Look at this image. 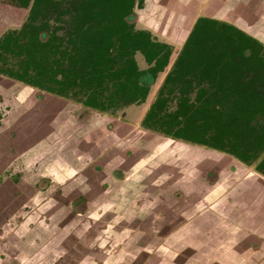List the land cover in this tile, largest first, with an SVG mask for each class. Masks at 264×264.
Returning <instances> with one entry per match:
<instances>
[{"label": "crops", "instance_id": "obj_1", "mask_svg": "<svg viewBox=\"0 0 264 264\" xmlns=\"http://www.w3.org/2000/svg\"><path fill=\"white\" fill-rule=\"evenodd\" d=\"M256 8L263 9L258 13ZM201 14L232 17L235 23L264 28V0H148L139 10V23L159 28L170 25L163 31L170 37L177 35L188 18ZM70 105L69 110L59 106L58 111H51L58 116L68 113L66 125L74 131L63 140L68 130H55L57 141L50 137L48 146L52 152L56 148V154L61 152L60 156L52 153L55 157L48 164L40 160L55 184L47 192L33 186V192L37 196L58 192L62 187L61 193L79 197L73 200L67 195L65 202L50 197L43 204V208L52 210L49 218H43L47 210L41 211L40 219L33 214L24 221L19 215L20 224L39 226L40 233L32 239L19 229L18 237L11 239V243L28 242L39 250L29 254L25 247L24 253L15 252L11 256L17 264H23L28 256L44 257L40 264H264V176L230 154L155 134L143 137L137 132L139 122ZM120 130L129 134L125 143L118 134ZM106 138L113 142L111 148H106ZM2 144L5 147L4 141ZM69 145L77 147L69 150L68 159L63 149ZM19 146L15 152L10 145L3 148L1 154L9 156L8 166L21 158L25 163L31 155ZM38 147L40 144L33 143V153L41 157ZM123 169L124 178L117 173ZM20 181L18 184L23 185ZM10 182L17 184L11 177ZM2 191L13 192L14 187ZM140 193L145 198L143 203H139ZM89 200L99 203L106 225L130 224L131 228L102 235L98 227L94 228V218L74 212ZM140 209L146 213L141 215ZM150 210L161 217L157 228L150 227ZM170 210L173 216H169ZM155 241L161 243L153 248ZM103 248L105 255L99 260L102 255L98 250ZM90 254L95 259L89 260Z\"/></svg>", "mask_w": 264, "mask_h": 264}, {"label": "trees", "instance_id": "obj_2", "mask_svg": "<svg viewBox=\"0 0 264 264\" xmlns=\"http://www.w3.org/2000/svg\"><path fill=\"white\" fill-rule=\"evenodd\" d=\"M5 1L20 7L30 2ZM134 4L34 0L22 28L1 39L2 70L50 91L83 95L87 105L101 111L141 102L149 87L140 80L136 53L155 63V74L167 66L171 48L154 41L149 32L133 29L129 19ZM52 20L66 25L65 33ZM215 25L208 19L197 25L146 120L173 138L256 164L264 175V59L252 37L236 27L220 31ZM192 82L197 83V102L185 95ZM171 95L178 100L175 111L168 110Z\"/></svg>", "mask_w": 264, "mask_h": 264}, {"label": "flooded vegetation", "instance_id": "obj_3", "mask_svg": "<svg viewBox=\"0 0 264 264\" xmlns=\"http://www.w3.org/2000/svg\"><path fill=\"white\" fill-rule=\"evenodd\" d=\"M3 3H6L8 5L11 6H15L18 7L19 9L23 10L24 12H27L26 17L24 16L23 20L19 23L16 24L15 26H8L5 30H2V32L0 33V42L1 39L3 38V36L8 33L11 30H19L22 28L23 24L27 21L29 15H30V11L31 8L33 6L34 0H30L29 4L27 7H20L17 5H12L7 3L5 0H0ZM148 0H135V4L132 8L133 13L130 17L135 16L136 20L132 23L133 29L135 31H147L151 34V37L154 41H159L161 43L167 44L170 48H171V53L169 56V62H171V60H173V65L175 63V61L177 60L178 56L180 55V53L182 52L188 38L190 37V35L193 33V31L195 30V28L197 27V25L201 22L202 19H208V20H212V21H216L217 25H215V28H217L218 30L222 31L223 29H225L224 26H231V27H236L238 30L242 31L243 33H245L246 35L250 36L253 38L254 43L256 44V47H259V52L262 55L263 59H264V28L262 26H259L258 24H254V25H250L249 23H244V24H240V23H235V21H232V17H230L229 19H221L218 17H213V16H209V15H205V14H201L199 16H192L190 18H188L186 20V24L185 26L178 31L177 35L180 36V48L179 50L174 53V43L167 41L165 39H161V38H156V36L154 35L155 30L157 29V31L159 30L162 31L161 33H164L163 31H165L164 28L169 27L167 26H160L157 27L156 25L152 24V23H148L147 25H145V23L142 21V23H139V10L143 9L146 4H147ZM173 2V1H172ZM168 4H170V2H168ZM212 4V3H211ZM251 5L253 3H250ZM250 5V6H251ZM247 9V8H246ZM257 9V8H256ZM263 8H258L257 12L260 13V10L262 11ZM158 19V18H157ZM163 20H166V17L163 16L162 18ZM156 26V27H155ZM175 26V25H173ZM227 28V27H226ZM231 30H228L227 32H230ZM179 42V41H177ZM1 44V43H0ZM1 52V49H0ZM6 56V55H5ZM139 68L143 71V74L140 78L141 82L144 85H147L149 87V91L148 94L146 96V98L141 101V102H133V103H129L126 105H123V107H125V113L126 115L124 116L123 121H131V119H129L128 117H130L131 115H133L135 117V115H137V110H139V108L141 106H143L148 99L150 98V102L147 104L146 109L143 110V113L141 115V117H139V125H140V129H139V133L141 132H148L151 134H155L158 136H164V137H168V138H172V139H176V140H182L185 141L183 139H179V138H173L168 134H165L164 132L160 131V130H156L153 127L155 126L154 121H147V114L150 111V107L151 105L155 102L159 90L161 89L162 85L164 84V81L169 73V71L172 69L170 68L169 71L166 73V75H164L162 77L163 72L165 71V67L163 71L157 72L155 74H153L151 72L152 67L155 65V63H150L146 60L145 56L141 53V52H137L135 55ZM141 59L143 62V66H141ZM9 61V59L7 60ZM168 62V64H169ZM167 64V65H168ZM5 68V60H4V56H0V76L4 79V80H9V81H13L14 83H18V82H23L25 85V88H19L17 90L13 89V93H9V92H4L3 89H0V144L2 143V141H4L5 143V147L4 148H8V145L11 146V150L14 152L15 148L17 149L20 144L21 146H19V149H26L27 151L31 152V155L28 157V159L26 160V162L24 163V166L22 168H19V170L17 171L20 178L16 181L17 184L15 183L14 185L10 182V176H6L5 178L0 179V192H4L2 191L3 189L6 190L7 188L9 189L10 187H14V191L18 194L14 195V197H12L13 199L11 200V197H7L6 199L0 201V264H13L16 263L15 262V257L11 256L12 254H14L15 252H20V253H24V251L22 250L23 248L26 247V252L29 254H35V252H39L38 247L36 249V251L34 250V247H31L30 243H25L22 241H19L17 244L16 243H11V239L13 238H17L18 237V230L20 229L22 234H27L30 232V235H28L27 237H31L32 239H35V236H37L40 232L39 229L40 227L33 225V226H29V224L27 225H23L20 224L21 221H19V215L21 214V218L26 221L28 219H30V216H25V212L28 211L27 209L29 208H37L36 212L34 214H37V218L40 219V217L42 216L41 211L42 210H47V213H45V211H43L45 213L44 215V219L45 218H49L50 215H52V210H50L49 208L45 209L43 208V204H47L48 200H42V196L39 194L36 196V194L33 192V186L36 188H41L43 190H47L49 188V186L53 184H55L52 180L51 177L49 175H46L45 173L47 172L43 166L41 167L40 164V160L44 159L45 161H47V164L50 162V158L52 157V148L50 146H48L50 144V137L54 140L57 141V136H54L56 134H54L55 130H51L49 133H47V131H45L46 129L44 128L46 125V122H43L41 120L42 113H41V105L39 104L38 109H35V115L32 116V118L28 121H25L22 117H20L18 114V112H20V108L22 109H28V108H36V105H27L28 101H32L33 99H38V103L39 102H49L50 99H54L55 102H59L60 107H63V110H69V107L72 105H79L81 107H85L88 108L89 110L93 111V112H97V113H101V114H106L108 116H112L113 111L115 112L116 109H118L119 107H117L114 110H109V111H101L98 110L96 108H93L89 105H87L84 100L85 97L83 95H74V93L72 91H68L67 94H60L56 91H50L46 88H42L39 87L37 85H33V84H29L26 83L25 81L19 80L15 77L10 76L9 74H7L6 72H4L2 69ZM187 77V76H185ZM194 86L197 87V83L196 82H192V88L190 90H188L185 95H187V97H189L191 100L190 101H196L197 102V96H198V87L196 88V91L194 92ZM2 87V86H1ZM154 87L156 88L154 91ZM192 92L194 93V96L192 94ZM4 97V99H3ZM45 97V98H44ZM172 99H170L168 101V110L170 111H175L178 108V100H176V107H174L173 109H171L170 107V103L171 101L177 97L172 96ZM57 103L53 104V107H51L52 105H50V109L52 111H58V105ZM25 104V106H23ZM55 105V107H54ZM122 106V105H121ZM47 108V107H46ZM127 108L129 110H127ZM18 110V111H16ZM17 113H14V112ZM57 115V113H55V116ZM58 116V115H57ZM116 117V116H115ZM56 120H52V123H54ZM55 124V123H54ZM51 125V123H50ZM187 142V141H186ZM33 143H37L38 145L40 144V147H38V154H41V157L36 156L33 153V148L32 145ZM191 143V142H189ZM15 144H17V146H15ZM41 144H43L41 146ZM195 144V143H192ZM10 151V150H9ZM48 154L50 155H47ZM0 157H3L4 160L7 161V158L9 157L6 154H1L0 153ZM49 157V158H47ZM237 159V158H236ZM43 160V162H44ZM240 161V160H239ZM42 162V165H43ZM243 163V162H242ZM46 164V165H47ZM247 165V164H246ZM248 166H254V170L256 171V164H252V165H248ZM5 168L2 166L1 170H0V175L3 174L2 172L5 171ZM121 171L124 172V170H119L117 173H120ZM257 173H259L260 175L264 176L263 174H261L260 172L256 171ZM46 175V176H45ZM121 175V174H119ZM118 175V176H119ZM23 180V185L18 184V182ZM20 181V182H21ZM16 189H19L18 191H15ZM26 192H28L29 194H27ZM6 193H10V191H6ZM55 196H59V195H55ZM63 193L60 194L59 198H63ZM36 197V198H35ZM35 198V200H34ZM54 200V199H53ZM57 201V200H56ZM78 201V200H77ZM58 202V201H57ZM43 208V209H42ZM39 209V210H38ZM53 209V207L51 208ZM104 212L101 214V217L97 220L96 222V226L99 228L100 232L102 233V235L104 233H107V231L109 230L107 228V226H110V232L114 233L116 231H118L120 228H131V226H129L130 224H127L124 226V224H115V225H106L105 221L106 217L103 215ZM37 220V219H36ZM38 222V221H37ZM12 224H17L18 226L14 229L12 228V232H11V225ZM20 224V225H19ZM37 227V228H36ZM36 228V229H35ZM97 228V229H98ZM95 228V230H97ZM113 229V230H112ZM15 230V231H14ZM93 234L95 232H92ZM95 238L97 239L98 236L96 235ZM41 246V245H40ZM101 251V253H99L101 256V258H99V260L103 259V255L104 254V248L102 250H98ZM12 257V260L10 259ZM47 256V259H51V257ZM89 260L91 259H95L94 256H92L90 254V256L88 257ZM44 260V257L41 256H28L26 258H24V260L22 261L23 264H40L42 261ZM54 260V259H53ZM88 260V261H89ZM17 264V263H16Z\"/></svg>", "mask_w": 264, "mask_h": 264}, {"label": "rangeland", "instance_id": "obj_4", "mask_svg": "<svg viewBox=\"0 0 264 264\" xmlns=\"http://www.w3.org/2000/svg\"><path fill=\"white\" fill-rule=\"evenodd\" d=\"M26 15H27V12L25 11H23V10H21V9H19L18 7H13V6H11V5H8V4H6V3H3L2 1H0V33L2 32V30H5L8 26H15L16 24H19L22 20H23V18H24V16L26 17ZM136 20V18H135V16H133V17H130V19H129V21L131 22V23H133L134 21ZM52 22V24H53V26L54 25H59L60 24V26H61V28H62V33H65V31L67 30V26L66 25H64L63 23H59V22H57V21H55V20H52L51 21ZM154 35L156 36V38H161V39H165V40H167V41H170V42H173L174 43V46H175V48H174V53H176L178 50H179V48H180V46H181V42H180V36H178V35H171L170 37H168L167 35H165L164 33H156V32H154ZM177 41H179V42H177ZM15 61V60H14ZM173 60H171V62H169V64H170V68H172L173 67V62H172ZM169 64L167 65V67L169 66ZM141 66H143L144 64H143V62H142V59H141V64H140ZM169 68V69H170ZM166 69V68H165ZM169 71V70H168ZM2 77L0 76V89H3L4 90V92L6 93V92H9V93H13V89H15V90H17V89H19V88H25V84L23 83V82H18L17 84L16 83H14L13 81H9V80H3V79H1ZM3 80V81H2ZM2 86V87H1ZM196 88L197 87H195L194 86V89H193V91L195 92L196 91ZM192 94H193V96H194V93L192 92ZM45 98V97H44ZM3 99H4V97H3ZM51 100V99H50ZM53 100V99H52ZM176 98H174L172 101H171V103H170V107H171V109H173L174 107H176ZM33 104H35L36 105V108L34 107V108H28V109H22V108H20V109H18V110H20V112H18L19 114V116L20 117H22L25 121H28V120H30L31 118H32V116L33 115H35V109L37 110L38 109V105L40 104L42 107H41V109H42V116H40L41 117V120L43 121V122H46V125H45V131H47V133H49L52 129L53 130H59L61 127H65V129L66 130H68L66 133L64 132L63 133V140H66L67 139V136L69 137V135H71V133H69V132H71V130L72 131H74V129L72 128V127H68L66 124V122H67V120H68V113H63V114H60L58 117H57V115L55 116V112H52L51 111V109H50V105H52L51 107H53V104H55V102H53V101H49V102H43V100H42V102H39L38 103V99H33L32 101H28V106L29 105H33ZM146 104V103H145ZM145 104L143 105V106H141L140 108H139V110H137V115H135V117L133 116V115H131L130 117H128L129 119H131V121L133 122V121H135V122H137L138 123V121H139V117H141V115H142V113H143V110L144 109H146V107H145ZM58 105V107L60 106V105H63V104H60V103H58L57 104ZM23 106H25V104L23 105ZM79 106V105H78ZM47 107V108H46ZM54 107H55V105H54ZM79 107H81V106H79ZM18 110H16V111H18ZM127 110H129L128 108H127ZM14 112V113H17V112ZM45 111V112H44ZM125 111V107H123V105L122 106H120L118 109H116V111L114 112L113 111V114H112V116L114 117V118H118V119H122V120H125L124 119V116L126 115V113L124 112ZM130 111V110H129ZM131 112V111H130ZM99 114H101V113H99ZM83 116V115H82ZM116 116V117H115ZM52 120H56V123L54 124V123H52ZM130 121V120H129ZM50 123H51V125H50ZM139 125V124H138ZM67 126V127H66ZM64 129V128H63ZM138 132V134L139 135H142L143 137H150L152 134L151 133H148V132H146V133H144V132H141V133H139L140 131L138 130L137 131ZM68 133H69V135H68ZM118 134H119V136L123 139L122 140V142H124L125 140H126V138H127V135H129L126 131H124V130H120V133H119V131H118ZM116 136H117V134H115ZM113 137L112 135H109V137ZM180 141H182V140H180ZM184 142H186V141H184ZM112 143L113 142H111L110 141V139L109 138H106V148H111V146H110V144L112 145ZM125 143V142H124ZM124 143H121L122 144V152H124V147H125V145H124ZM189 143V142H188ZM81 145V144H80ZM15 146H17V144H15ZM70 146V145H69ZM75 148V147H77V146H75V145H73V146H70L69 148L67 147V149H63V153H64V156L66 157V156H68V154H69V150L71 149V148ZM3 148H4V146H3V144L1 143L0 144V153H2L4 150H3ZM16 149V148H15ZM83 149H84V147H83ZM60 151V150H59ZM81 151V150H80ZM147 152H150L149 151V149L148 150H146ZM15 152V151H14ZM56 148H55V151H53L52 153H54V155H57V156H60V153L59 154H56ZM12 153H10V155H11ZM47 155H50V154H48V152H47ZM52 156V158L53 157H55V156ZM47 158H49V157H47ZM64 158V157H63ZM66 158H68L69 159V157H66ZM66 158H64V159H66ZM24 160L21 158V160L20 161H16V162H13V166L12 165H9L8 166V163L4 160V158L3 157H0V170H1V168H2V166H4V167H7V168H5V171L4 172H2L3 174H1L0 175V179H2V178H5L6 176H10L13 180H15V181H17L19 178H20V176H19V174H18V172H17V169H19V168H22L23 166H24V162H23ZM17 165V166H16ZM250 168H253L254 169V166H250ZM124 170V169H123ZM126 170V169H125ZM204 172V170L202 171V174H204L203 173ZM120 174L122 175V177L124 178L125 176H124V173H123V171H121L120 172ZM46 176V175H45ZM1 181V180H0ZM105 187L106 188H108L109 187V184L107 183L106 185H105ZM48 190H44L43 192H47ZM61 191H63V189H62V187L60 188V187H58V192H53V193H42V194H40L41 196H42V200H48V199H50V197H52L53 199H55V200H57V201H62V202H65V196H67L68 195V197H70V199L73 197V200H74V197H75V200H76V197H79L78 196V194H71V195H69V194H63V198H59V196H60V194H61ZM27 194H29L28 192H26ZM16 194H18V193H16V192H11L10 191V193H6V192H0V201H2V200H4V199H6V196L7 197H11V200L13 199L12 197H14V195H16ZM55 195H59V196H55ZM75 195H77V196H75ZM140 198H139V203H143V202H145V198L143 197L144 195H142L141 193H140ZM81 197H82V195H81ZM81 200H82V198H80ZM79 199V200H80ZM87 199V200H86ZM85 199V201H88V198H86ZM91 200H89V204H86V205H83L84 206V208H80V207H77V209L75 208L74 209V212H81L83 215L82 216H84V217H91V218H94V220L96 221V220H98V217L99 216H101V214L103 213V210H101V208L99 207V203L97 202V203H95V202H90ZM70 207V206H69ZM143 207V206H142ZM144 208V207H143ZM28 211H26L25 212V216H31V215H33L35 212H36V210H35V208H29V209H27ZM69 210H72L71 208L69 209ZM140 214L142 215V213L143 214H145L146 213V210L145 209H140ZM151 211V210H150ZM148 212V213H150V217H151V215H152V218H149V221H150V223L152 222L153 224H152V226L150 225V227H155V228H157V224H158V222L160 221V215H158L157 214V212H155V210L154 211H151V212ZM110 212L112 213V210H110ZM192 212V211H191ZM113 214V213H112ZM20 216H21V214H20ZM169 216H173L172 215V210H170L169 211ZM97 218V219H96ZM172 218V217H171ZM94 221V222H95ZM171 221V220H170ZM96 223V222H95ZM156 223V224H155ZM171 223H172V221H171ZM18 225L17 224H12L11 225V232L13 231L12 230V228H16ZM31 226H33V225H31ZM94 228H97V226L95 225L94 226ZM107 228L110 230V226H107ZM173 227H172V225H170V230L172 229ZM108 230V231H109ZM15 231V230H14ZM107 231V232H108ZM28 235H30V232L29 233H27L26 234V237L28 236ZM153 238H158L157 236H155V234H153V236H152ZM159 239V238H158ZM156 243H155V246L153 247V248H156L158 245H159V243H161V242H158V241H155ZM157 252H155V254H156ZM11 260H12V257L10 258ZM190 264V263H189ZM202 264H204V263H202Z\"/></svg>", "mask_w": 264, "mask_h": 264}, {"label": "water", "instance_id": "obj_5", "mask_svg": "<svg viewBox=\"0 0 264 264\" xmlns=\"http://www.w3.org/2000/svg\"><path fill=\"white\" fill-rule=\"evenodd\" d=\"M169 68H170V64H169L168 67H166L165 71H164L163 74H162V77H163L164 75H166V73L168 72ZM155 89H156V88L154 87L153 91H154ZM149 102H150V98H149L148 101L146 102L145 107L147 106V104H148ZM199 146H201V145H199ZM201 147L206 148L205 146H201ZM211 150L214 151V152H217V153H223V152H220V151H217V150H214V149H211Z\"/></svg>", "mask_w": 264, "mask_h": 264}]
</instances>
